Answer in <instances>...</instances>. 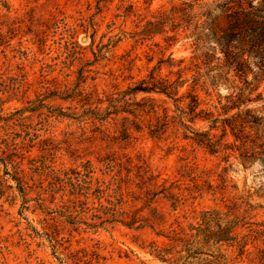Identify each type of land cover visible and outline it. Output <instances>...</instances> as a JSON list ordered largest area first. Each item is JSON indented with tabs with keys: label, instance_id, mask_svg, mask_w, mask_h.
I'll return each mask as SVG.
<instances>
[{
	"label": "trees",
	"instance_id": "trees-1",
	"mask_svg": "<svg viewBox=\"0 0 264 264\" xmlns=\"http://www.w3.org/2000/svg\"><path fill=\"white\" fill-rule=\"evenodd\" d=\"M110 1L85 0L86 9L92 11L81 13L84 19L78 25L84 31L92 29L90 45L104 23L102 36L108 34L106 43L115 45L128 38L139 44L150 41L147 44L156 48H149L159 53L157 63L139 84L123 89L115 86L98 91L95 83H86L89 75L82 68L76 71V80L70 78L71 70L65 73L61 97L83 107L78 114L72 113L82 124L80 141L86 144L82 149L92 148L95 161H78L82 156L70 146L69 139L65 140L69 144L65 148L68 160L45 155L42 147L41 155L48 156L42 162L50 166V179L43 189L55 201L56 211L78 229H107L119 223L148 230V238L143 239L141 246L161 261L264 264V218L257 217L249 194L239 192L226 198L222 195L224 190L207 183L209 190L220 193L222 204L198 209L193 202L207 189L199 174L189 173L192 167L182 164L177 174L162 175L139 155L134 159L128 152L111 148L131 138L133 130L147 129L149 134L160 137L169 127L182 122L185 138L221 153L225 161L233 155L243 167L258 159L264 177L262 93L256 97L262 102L258 109L248 106L255 98L242 90L223 96L218 93L219 104L207 107H202L208 102L200 93L204 84L200 78L205 75L200 68L210 63L215 50L221 55L216 57L220 65L227 64L226 68L234 74L243 71L244 63L250 60L264 74V0H167L154 9L148 0L144 8L129 0H118L116 10L108 18L103 9L108 8ZM1 8L10 10L4 1ZM9 17L0 9V44L4 25L12 34L17 29V16ZM39 20L35 19L37 26L32 28L33 40L44 46L48 26ZM127 21L131 23L129 28L125 27ZM159 34L171 41L190 40L193 54L189 61L170 54L165 58L160 40L156 39ZM147 55L153 57V53ZM132 60L124 59L120 69L128 68ZM162 65L169 67L166 74L159 71ZM188 71L190 76L185 75ZM234 87L238 88L237 84ZM136 91L164 94L175 104L174 113L153 97L137 99ZM197 119L208 121V128L200 130L188 123ZM213 129H220L219 134ZM228 134L233 137L231 141L226 140ZM81 224L85 226L82 228ZM92 253L98 255L95 249Z\"/></svg>",
	"mask_w": 264,
	"mask_h": 264
},
{
	"label": "rangeland",
	"instance_id": "rangeland-1",
	"mask_svg": "<svg viewBox=\"0 0 264 264\" xmlns=\"http://www.w3.org/2000/svg\"><path fill=\"white\" fill-rule=\"evenodd\" d=\"M3 1L10 10L1 8ZM129 1L140 8L147 4V0ZM149 1L151 9L167 2ZM117 3L118 0H111L108 8L103 9L108 18L116 10ZM0 9L10 15L9 18L17 16V29L13 34L7 25L3 26L4 38L0 44V264H170L156 259L141 246L143 239L148 238V230L128 228L119 223L95 231L90 227L78 229L56 211L55 201L49 191L43 189L50 179V166L42 162L48 157L41 155L42 147L45 155L63 156L68 160L65 148L69 144L65 140L69 139L70 146L82 156L78 161L86 158L95 161L92 148L82 149L86 145L80 141L82 124L72 113L78 114L83 107L61 97L65 73L71 70L70 78L76 80V71L82 68L89 75L86 83H95L98 91L111 90L115 86L123 89L139 84L147 76L159 57L149 46L156 47L148 45L150 41L139 44L130 38L115 45L106 43L108 34L102 36L106 30L102 23L92 45L94 53L90 45L92 29L84 31L78 25L84 19L81 13L92 11L86 9L85 0H0ZM38 17L48 26L44 46L33 40L32 28L37 26L35 19ZM130 26L127 21L125 27ZM163 37L159 34L156 39L160 40L165 58L170 54L189 61L193 54L190 40L171 41ZM147 53H153V57ZM217 56L221 57L215 50V57L200 68L205 74L200 78L204 81L200 93L208 102L202 107L219 104L218 93L223 96L232 90H242L255 98L248 106L260 108L262 102L256 97L259 92L264 96V74L258 71L256 64L250 60L244 63L243 71L234 74L232 69L226 68L227 64L220 65ZM130 58L133 60L128 68L120 69L124 59ZM168 69L162 65L159 71L166 74ZM185 75L190 76L191 71ZM185 87L182 86L180 92ZM136 96L137 99L153 97L174 113L175 104L164 94L136 91ZM188 123L200 130L208 128L205 120ZM184 131L182 122L169 127L160 137L149 134L147 129L133 130L131 138L111 148L128 152L134 159L139 155L162 175L177 174L182 164L192 167L189 173L199 174L207 189L193 202L198 209L222 204L220 193L207 187V183H212L220 191L224 190L222 195L226 198L239 192L249 194L254 212L263 219L261 162L256 159L243 167L233 155L225 161L221 153L209 151L193 138H185ZM212 131L219 134L220 129ZM232 139L228 134L226 140ZM186 180L189 181L188 177ZM93 249L98 255L92 253Z\"/></svg>",
	"mask_w": 264,
	"mask_h": 264
},
{
	"label": "water",
	"instance_id": "water-1",
	"mask_svg": "<svg viewBox=\"0 0 264 264\" xmlns=\"http://www.w3.org/2000/svg\"><path fill=\"white\" fill-rule=\"evenodd\" d=\"M86 37L85 36H83V39H85Z\"/></svg>",
	"mask_w": 264,
	"mask_h": 264
}]
</instances>
